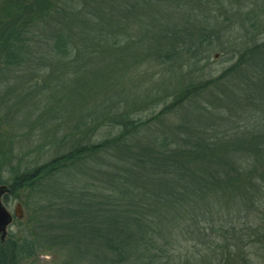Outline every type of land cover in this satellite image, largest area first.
<instances>
[{"label": "trees", "instance_id": "1", "mask_svg": "<svg viewBox=\"0 0 264 264\" xmlns=\"http://www.w3.org/2000/svg\"><path fill=\"white\" fill-rule=\"evenodd\" d=\"M171 1L45 0L39 6L34 22L57 24L50 27L48 45L55 65L72 76L85 72L79 79L84 89L70 97L76 103L89 93L87 79L95 78L96 67L103 63L106 76L116 72L123 80L124 71L129 75L143 62L150 70L164 67L172 72L183 58H198L210 50L221 25L228 31L240 28L235 52L250 73L232 66L222 96L210 81L181 90L176 86L173 93L161 95L173 98L163 112L175 104L192 106L176 130L157 124L161 111L149 121L136 117L154 105H144L140 93L124 99L127 94L117 95L123 101L116 102V95L107 100L106 91L105 107L79 121L83 129L77 130L68 152L16 172L10 181L2 179L0 157V186L10 189L5 200L26 189L33 204L21 223L29 228L19 236L11 234L8 241L0 239V260L16 264L14 256L31 259L39 246L34 248L29 240L45 233L53 246L67 249L72 257L67 264H251L243 247L228 246L234 240L229 237L244 246L258 242L243 243L250 233L242 236L246 230L229 227L227 220L264 199L245 180L264 177V39L256 42L259 31L264 34V0ZM14 2L6 0L5 7ZM0 10L2 23V5ZM7 16L11 33L1 47L6 63L14 65L20 61L18 49L30 50V18L19 21L12 10ZM167 80L170 88L180 81L177 72ZM146 96L151 98L152 91ZM202 103L215 109L228 105L227 114L208 113ZM238 107L251 116L243 128L235 122L240 120L234 111ZM96 124L109 128L110 134L93 143ZM218 208L226 214L220 216ZM212 210L221 220L215 230L207 227L214 223ZM220 234L229 243L226 247L212 238Z\"/></svg>", "mask_w": 264, "mask_h": 264}, {"label": "rangeland", "instance_id": "2", "mask_svg": "<svg viewBox=\"0 0 264 264\" xmlns=\"http://www.w3.org/2000/svg\"><path fill=\"white\" fill-rule=\"evenodd\" d=\"M14 1V5L11 4L9 7H5L4 2L6 3V0H0V8L2 5L5 9L1 14L5 21L0 23V157L2 159L1 164L4 166L2 170L3 181H10L16 172L35 169L47 164L58 155L68 152L70 143L78 135L77 130L83 129L79 126V121L85 115L87 116L91 113L95 115L98 109L102 111L105 107L103 97L106 91L107 95L105 97L107 100L110 101L116 95V102L119 98L117 95L127 94L123 97L124 99L133 97L135 93H140L139 99L143 101V104L150 102V105H154L145 112L141 111L136 117L142 118L143 121H149L151 117L161 111L162 116L157 124H161L162 122V125L165 127L176 130V127L181 123L182 115L191 112L189 109H192V106L188 109V106H190L187 104L188 102L181 108L180 105L175 104L165 110L166 112H163L164 109L171 105L173 98L169 94L162 98L161 95H164V93H173L172 91L176 86L181 90L196 82L204 83L210 81V85L216 89V93L222 96L225 94V89L222 87L225 83L230 82L228 80L230 74L226 72L232 66L236 64V68H243L244 72L250 73L244 65L239 64L235 52L236 47L234 44L236 40H240L236 36L239 35L240 28L233 26L228 31L225 28L226 25H221L217 30L218 37H215L212 42L213 44L211 43L210 50H207L198 58H183L179 61L178 68L172 69V72L169 68L164 67L150 70L149 64L147 63L146 65L143 62L140 63L143 64L142 66H133L134 71L129 75L124 71L123 76H126V78L124 77L123 80L120 74L116 72L113 76L111 72L106 76L105 66L107 64L103 63L101 66L100 62L98 65H100L99 67L101 69L96 67V77L89 76L87 79V83L90 85L86 86L88 88L90 87L88 91L90 94L87 93L81 103H76L74 97H70L73 96L74 91L84 89L85 85L81 86L82 84L79 83V79L85 76V72L82 73L81 77L79 75L72 76L73 74L70 71L67 72V69H62L55 65L53 51H50L48 45L53 38L50 27L56 23L54 24L52 20H50L51 22L45 21L43 23L40 21L38 23V21L34 22L33 18L38 16L35 13L41 11L39 6L45 0ZM171 2H173L172 4L176 3L175 0ZM9 9L15 12L13 18H18L19 21L30 18V31L27 36L31 40L29 43L30 46H28L30 50L28 48L18 49L20 52V61L14 65L6 63V55L1 47L3 46L1 41L10 38L11 31L7 29L10 20H6L9 18L7 16L10 13ZM68 12L72 13L73 11L69 8ZM143 17L142 15L138 16L140 19H143ZM165 17L166 15H164ZM260 18L264 29V15L261 14ZM34 23L36 25L33 27ZM260 29L262 31V28ZM133 31L134 33L137 32V34L140 32L137 28H134ZM257 38L256 42H262L264 34L259 31ZM77 65H83L85 67L80 62H77ZM143 71H146V74ZM175 72H177L180 81L170 88L166 82L172 73ZM222 76L223 78L216 80ZM250 76L252 75L250 74ZM93 80L95 81L92 86ZM136 81H138L139 85ZM135 85L137 88H135ZM162 88L165 89L164 92L161 91ZM148 90L152 91L151 98H146V91ZM123 99L119 98V102L123 101ZM202 105L208 107V103H202ZM227 107L228 105H225L223 109H215V107L212 108L209 106L208 113L216 114L220 111L219 114L226 115ZM262 108H264V105H262ZM242 110L240 111L239 107L234 108L235 115L242 121L240 124V120L235 119V122L243 128L245 124L252 121L248 119L251 116L245 114ZM243 121L247 122L244 123ZM153 124L156 126L155 123ZM97 128L98 126L96 124V130L92 133L93 143L102 141L106 137H109L110 134L109 128L107 129L103 126ZM245 180H248V187L252 182L253 185L264 193V177L263 179L253 177ZM29 196L26 189H22L11 194L7 200L4 198V204L11 213H13L17 204H21L24 213L22 220H15L9 227L6 241L10 239L11 234L19 236L29 228L26 224H21L25 223L28 218L30 212L28 209H31L29 205L33 206L31 202L32 196L30 194ZM255 204H257V207H252L251 209L247 207L242 212L230 218L233 220L227 221L230 224L229 227L235 225L236 229L242 228V230H246L242 231V236L245 232L250 233V236H243V243H251V241L258 243H251L244 246L241 240L237 239V241H234L235 236H233L229 237V239L234 240L228 245L229 243L221 237V234L216 239L215 237L212 238L219 244V247L231 246L233 244L239 249L243 247V252L250 259L251 264H264V199L255 201ZM212 214L214 215V223L210 222L207 224V227L215 230L221 220L216 215L217 211L212 210ZM225 214V209L222 212L220 211V216H224ZM30 232L33 234L32 231ZM36 237H38V233ZM29 241L34 242L32 243L34 248L39 246L36 254L29 260H23L22 257L14 256L15 260L17 259L16 264H63L64 262L67 264L72 258L64 247L60 249L58 246H53L51 241L47 239L45 233L42 238L30 239ZM6 250L9 249L6 248ZM0 264L7 263L5 260H0Z\"/></svg>", "mask_w": 264, "mask_h": 264}, {"label": "water", "instance_id": "3", "mask_svg": "<svg viewBox=\"0 0 264 264\" xmlns=\"http://www.w3.org/2000/svg\"><path fill=\"white\" fill-rule=\"evenodd\" d=\"M10 192V189L6 185L0 186V237L4 242L7 238L8 229L15 220H22L24 217L21 204H17L13 213L4 204V198Z\"/></svg>", "mask_w": 264, "mask_h": 264}]
</instances>
